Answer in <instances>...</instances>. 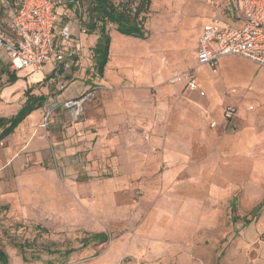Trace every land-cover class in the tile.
Returning <instances> with one entry per match:
<instances>
[{
	"label": "rangeland",
	"instance_id": "obj_1",
	"mask_svg": "<svg viewBox=\"0 0 264 264\" xmlns=\"http://www.w3.org/2000/svg\"><path fill=\"white\" fill-rule=\"evenodd\" d=\"M219 2L235 20V0H152L145 44L163 63L149 85L137 133L125 123L124 138L116 142H65L75 121L102 114L95 34H82L75 22L84 65L66 71L74 80H67L59 98L60 78L51 73L55 62L20 69L12 78L0 49V117L17 113L28 94L48 96L34 112L33 118L42 117L30 138L16 129L0 142V246L9 264H254L259 246L252 241L245 250L239 240L242 217H250L264 198V66L228 55L220 62L222 75L208 81L207 89V65L194 75L199 92L173 81L178 74L193 75L199 28ZM11 7L0 0V27ZM110 31L115 48L129 45L124 38L130 37L113 26ZM208 91L224 100L216 102ZM88 92L77 116L66 100L60 102ZM192 94L203 102H193ZM228 105L237 110L230 120L221 117ZM185 114L187 131L178 122L185 123ZM171 116L174 123H168ZM58 127L65 131L59 144ZM96 233L108 240L83 246V238ZM258 239L264 245V229Z\"/></svg>",
	"mask_w": 264,
	"mask_h": 264
},
{
	"label": "built area",
	"instance_id": "obj_2",
	"mask_svg": "<svg viewBox=\"0 0 264 264\" xmlns=\"http://www.w3.org/2000/svg\"><path fill=\"white\" fill-rule=\"evenodd\" d=\"M235 18L241 23L223 22L214 18L204 27L197 46V66L192 76L176 75L174 82L187 80L191 89L197 88L194 75L203 64L218 65L223 56L236 55L264 66V0H235ZM80 7V2L77 1ZM65 6V0H21L20 4L8 11L7 22L0 27V49L9 59L11 69H43L48 62H55L52 73L60 78L59 91L67 88V70L73 65L83 67L84 49L79 36H75V23H59L58 9ZM220 13L224 9L216 6ZM82 34L86 30L81 27ZM59 29V37L55 31ZM79 56V57H78ZM72 57H77L74 60ZM74 80V79H73ZM90 92L67 99L66 108L72 109L75 116L82 111ZM202 95L205 92L200 91ZM236 112L234 106H227L226 119Z\"/></svg>",
	"mask_w": 264,
	"mask_h": 264
},
{
	"label": "crops",
	"instance_id": "obj_3",
	"mask_svg": "<svg viewBox=\"0 0 264 264\" xmlns=\"http://www.w3.org/2000/svg\"><path fill=\"white\" fill-rule=\"evenodd\" d=\"M221 8H223L225 11L224 13H220L217 9V7H214L211 9V17L209 15V18H205V21L202 23L201 27L198 31V36L196 40V49H195V60L196 54H197V46L199 39L201 37V34L204 30V27L211 23L214 18H220L223 22H230V23H241L240 20L235 18L233 20V17L229 15L230 12L226 9L227 7L219 2L217 3ZM209 20V21H208ZM208 21V22H207ZM146 29V28H145ZM112 35V34H111ZM146 38H138L134 36L126 35L130 38H124L129 45L125 48L118 49L113 46V38L111 42V49H110V59L105 67L104 74L102 77V84L101 89L105 90H98L97 93L101 95L104 99L102 100L103 106H102V114L98 119H95L94 117H88L86 121L77 120L75 123L67 128L68 131V137L65 138V142L68 144H73L79 139L84 138H91L93 137L95 139H100L102 142H116L120 138H124L123 135L126 133V124L128 123L131 127H133V134L134 132L137 133V123L141 120V117L143 115H146V97L149 96L150 90L149 85L154 83L156 80V77L158 75V69L160 67V64L163 62L160 60H157V55L155 53H150L151 51L146 48L145 42L148 40V30L146 29ZM224 57V56H223ZM221 59H219L218 65L214 68L209 64H203L199 67L198 74L200 76L201 68L204 65H207L208 69L212 73V76L210 77L209 74L203 77L205 80V86L208 81L213 82L214 77H217L218 75H222V72L220 71V65H221ZM232 68V67H231ZM228 70H230V67H227ZM13 70V69H12ZM15 71V70H13ZM52 73V71H51ZM43 80L46 79V75H42ZM42 80V81H43ZM198 81V79H197ZM179 85H183V87L187 88V91L193 92H199L198 89L201 88V85L199 82H197V88L191 89L188 86L187 80L182 81ZM88 88L90 85H87ZM207 89V87H206ZM88 90V89H87ZM86 90V91H87ZM209 97H212L213 100L216 102H222L221 97H218L217 99L213 96L212 91H208ZM61 92L58 95V98L60 97ZM72 97H66L60 100V102L70 99ZM74 98V97H73ZM175 98V96H174ZM176 99V98H175ZM181 100V98H178ZM190 99L193 100V102L199 103L203 102L201 101L198 94H192L190 95ZM174 100V99H173ZM209 100H206L208 102ZM59 102V103H60ZM204 102V104L206 103ZM200 104V103H199ZM218 106H221L220 104H217ZM229 106V105H228ZM227 107V106H226ZM224 110L221 113V117L225 119L224 116ZM218 108V107H216ZM33 111L20 125L17 127L19 131L20 129L26 130V136L30 138L32 130L36 127L37 123L41 119L42 115H40L38 118H33L34 113ZM60 113H64L65 117L70 114L68 111H60ZM237 115V110L234 114V116L230 119H233ZM75 116V114L73 115ZM155 111L153 112V115L151 116L154 120ZM172 117V116H171ZM185 120L183 124V120H179L181 128H185L187 131V128L189 127L188 122H186V114L184 115ZM188 119V118H187ZM199 122L200 119H197ZM175 118L172 117L169 122L174 123ZM158 123V121H157ZM218 123V122H217ZM99 124V126H97ZM24 127V128H23ZM187 127V128H186ZM94 129V130H93ZM183 130V129H181ZM57 131V142L58 144L61 143L64 139L61 137V135L65 133L64 130H61V127L56 129ZM95 132V133H94ZM78 133L85 134L84 137H77ZM90 134H93L91 136ZM11 136V135H10ZM9 136V137H10ZM7 137V138H9ZM245 149V147H244ZM226 179V178H225ZM229 179V178H228ZM231 210L235 211L237 207V198L234 196L231 200ZM264 207V198L263 200L254 208L253 212L251 213V216L245 215L242 217V234L240 233V240L239 244H242L245 246V250L248 249L250 242H254L255 245L259 246L260 248V255L254 259V264H264V245L261 241H258L259 233L263 231L264 229V212L262 215H260L261 209ZM260 215V216H259ZM237 216H234V220L236 221ZM258 239V240H257ZM234 255V254H233ZM245 256V255H244Z\"/></svg>",
	"mask_w": 264,
	"mask_h": 264
},
{
	"label": "trees",
	"instance_id": "obj_4",
	"mask_svg": "<svg viewBox=\"0 0 264 264\" xmlns=\"http://www.w3.org/2000/svg\"><path fill=\"white\" fill-rule=\"evenodd\" d=\"M20 1L9 0V3L15 7L20 4ZM77 1L80 2V7L77 5ZM151 3L152 0H65V6L59 7L57 11L60 24L77 22L86 30L87 34L96 35V42L92 47L94 69L97 76L102 77L110 59L112 42L110 27L113 26L115 30L124 35L146 38L145 22ZM15 72L9 71L12 78L15 76ZM47 100V95L28 94L27 100L17 113L1 116L0 142L12 135L20 123L33 111L43 107ZM88 238H90L89 241H87ZM92 240L103 242L107 241L108 237L104 233L91 234L83 238V246ZM73 251L74 249H69L66 250V253ZM0 264H9V256L1 246Z\"/></svg>",
	"mask_w": 264,
	"mask_h": 264
},
{
	"label": "bare ground",
	"instance_id": "obj_5",
	"mask_svg": "<svg viewBox=\"0 0 264 264\" xmlns=\"http://www.w3.org/2000/svg\"><path fill=\"white\" fill-rule=\"evenodd\" d=\"M76 115V113H74Z\"/></svg>",
	"mask_w": 264,
	"mask_h": 264
}]
</instances>
